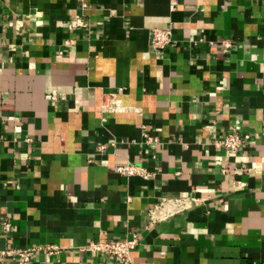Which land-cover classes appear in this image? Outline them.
Wrapping results in <instances>:
<instances>
[{
    "label": "crops",
    "instance_id": "0c3cea01",
    "mask_svg": "<svg viewBox=\"0 0 264 264\" xmlns=\"http://www.w3.org/2000/svg\"><path fill=\"white\" fill-rule=\"evenodd\" d=\"M86 1L0 0V250L120 264L90 245L135 236L132 264H264V0Z\"/></svg>",
    "mask_w": 264,
    "mask_h": 264
},
{
    "label": "built area",
    "instance_id": "2783aa9c",
    "mask_svg": "<svg viewBox=\"0 0 264 264\" xmlns=\"http://www.w3.org/2000/svg\"><path fill=\"white\" fill-rule=\"evenodd\" d=\"M79 3L81 9L87 7L86 0H76ZM82 21L79 17L75 20V25H82ZM151 47L154 50L164 47L168 42H170L171 33L169 30L152 29L151 31ZM227 45L228 43L225 42ZM103 110H115L118 109L119 103L113 98L109 97L102 103ZM150 140V138H147ZM29 140V139H28ZM218 145L226 148L231 153H237L242 144V138L240 133L232 128L227 131L225 135L220 139H215ZM101 148V147H100ZM116 171L118 173L126 175H139L143 178H147L150 174L145 168L140 165H135L133 163H125L116 166ZM3 232H8L10 230V223L7 220L2 222ZM137 243L135 236L131 238H121V239H109L106 241L96 242L90 245V249L94 251H99L105 253L106 255L117 259L120 264H132L131 263V250ZM36 247H19V248H4L0 250V264L4 262L7 257L16 256L18 258L19 264H28L31 257L36 250ZM48 253H53L57 251V247H39Z\"/></svg>",
    "mask_w": 264,
    "mask_h": 264
}]
</instances>
